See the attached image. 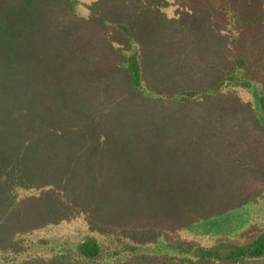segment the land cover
<instances>
[{"label": "trees", "instance_id": "16d2710c", "mask_svg": "<svg viewBox=\"0 0 264 264\" xmlns=\"http://www.w3.org/2000/svg\"><path fill=\"white\" fill-rule=\"evenodd\" d=\"M201 1L207 4L199 1L208 10V37L215 40L211 41L206 51H194L193 46L200 41L197 36H201V33H192L187 29L188 25L178 26V22L183 20L179 18L180 11H171L175 16L164 18V15L171 14L162 7L165 0L147 2V6L160 7L158 16H152L149 9L145 10L146 18L156 21L150 20L149 27L155 29L153 26L156 25L162 31V40L166 41L157 46H154V39H145L152 31L140 29L138 21L130 20L129 10L124 6L120 8L119 3L112 9L109 18L110 23H115L105 33L108 41L94 48L103 56L94 57L96 66H92L90 59L83 64H79V59L70 62L71 76L61 63L57 64L61 61L60 53L53 56L57 62L47 64L46 35L49 27L46 19L35 17L24 22V16L19 12L18 25H5L7 9H0V210L8 208L2 213L7 212L10 218L11 211L18 208L19 201L38 197L42 192H46L50 200L47 220H35L27 231H19L14 240L1 243L0 264H7L9 260L13 264H264V210L261 218L252 214L249 217L252 220H248L246 227H237L229 219L217 227L208 226L206 220L187 225L184 221L172 222L168 217L145 222L140 213L127 214L135 207L115 210L120 204L118 202L113 210L108 211L112 212L109 215L101 210L103 206H99L97 190L108 179L99 181L100 175L89 160L66 159L76 153L71 152L76 146L95 145L103 159L105 153L108 156L111 147L106 144L122 139L116 141L109 138L107 132L115 129L102 119L101 114L90 109L83 110L86 101L91 96L94 102L95 97L101 98L100 106L107 104L110 96L118 92L114 84L116 74L124 75L126 86L132 92L145 91L144 77L147 72L143 61L148 66L151 58L144 59V51L148 50L150 54L152 48L174 47L182 43L186 51L181 57L178 55L173 63H189V77L201 76L202 82L199 83L206 88L185 90L179 92L178 97L196 99L206 92L203 99L207 98L205 100L209 105L202 109L216 111L214 107H218V103L226 102L225 109H229V114H234L226 115L229 132L240 127L239 137L232 142L230 139L220 140V137L213 141L208 137L207 129L203 133L204 117L201 113V124L198 123L196 129L202 138H196L195 142L202 143L201 148L206 154L210 152L217 163L224 159L238 166V169L243 167L242 180L236 178L234 183L228 182V185L233 183L234 190L239 188L247 192L250 187L264 190V173L258 171V166H264V0H255V3L254 0ZM73 3L67 2L69 11L79 9L80 0ZM74 12L68 17L77 16V11ZM123 13L129 18V24L118 19L122 18ZM168 26L169 29L165 31ZM34 27L36 31L33 32ZM115 37L119 41L117 45ZM157 40L160 42L159 36L154 41ZM222 42L225 46L221 45ZM90 51H73L66 59H76L80 53L90 58ZM106 52L109 57L113 55V62L105 57ZM185 52L186 57L191 52L188 58H184ZM154 60L161 59L157 56ZM86 67L92 68L91 74L98 76L100 81L95 82L90 76L86 78L82 72ZM48 69H56L55 76L47 77ZM82 75L84 81L78 78ZM161 75L164 76V73ZM154 77L150 75L151 80ZM51 81L52 87L57 90L48 91ZM237 87L241 88L238 89L240 93L246 88L249 95L228 96L229 99L220 97L225 93L224 88ZM218 97L215 102L213 99ZM236 101H244L246 110L237 109ZM190 123L189 119L176 121L163 118L160 125L175 129L172 133L179 138V129ZM210 129H215L214 122H211ZM230 133L235 135L234 132ZM203 134L207 136L203 137ZM175 138L172 137V140ZM230 144L233 150L227 154L226 149L230 148ZM209 148L215 149L212 152ZM35 149L40 161L43 157L47 160L45 171L41 165L40 176L30 174L31 165H34L33 170L35 168ZM185 161L190 164L191 159L185 158ZM250 161L258 168L252 167ZM180 168H176V171L182 172L183 168ZM179 172L175 174L181 182L184 177ZM83 177H90L89 183ZM74 179L80 180L78 187L74 186ZM72 186L77 189L76 193L81 194L73 200L65 194ZM84 186L88 189L84 190ZM59 194L61 198H57ZM223 194L229 198L230 191L225 189ZM25 196L30 198L23 199ZM246 206L248 208L249 203ZM48 207L54 211L50 217ZM78 212H85L86 218L83 216L77 222L78 218L75 220L73 217L78 216ZM226 214L223 213V216ZM26 253L28 257L23 256Z\"/></svg>", "mask_w": 264, "mask_h": 264}, {"label": "rangeland", "instance_id": "374dc122", "mask_svg": "<svg viewBox=\"0 0 264 264\" xmlns=\"http://www.w3.org/2000/svg\"><path fill=\"white\" fill-rule=\"evenodd\" d=\"M74 1L0 0V9H7L5 12L6 18H4L5 25H18L19 12L24 16L22 20L24 22H29L35 17L46 19L49 27L46 35L47 64L51 65L54 61L57 62L56 59H53V56L60 53L61 61L57 64L61 63V66L68 70V76H71L69 74L70 69H72L70 62L73 63L79 59V64H83L85 60L90 59L92 66L94 64L96 66L94 57L103 56L102 52L98 54L94 48L99 44H103V41H108L106 38L108 35L105 33L115 23V21L110 23V15L116 4L121 3L120 8L124 6L129 10L130 20L135 19L136 22L138 21L140 29L152 31L146 35L145 39L155 40L156 36L160 37V42L153 40L154 46L163 45L166 42L162 40V31L156 28V25L153 26L155 29L149 27L150 20L154 19H147L145 10L149 9V12L151 10L152 16H158V9L160 10L158 6H154V8L147 6V2H150V0H80L81 5L77 6H80L79 9L76 8V10L72 9L69 11V7L66 4L71 2L73 5ZM126 1L129 3H125ZM199 1L202 2L201 0H165L162 7L168 10V13H171L164 15V18H173L175 15L171 11L178 10L180 11L179 18L183 19L178 22V26L188 25L187 29L192 33H201V36H197V40L200 41L195 43L193 49H195L194 51L204 52L208 49L207 46L212 43L211 41L215 42V40L212 37H208L207 20L209 18L206 17L208 10ZM202 3L207 5L205 2ZM74 11H77V16L68 17V15L74 14ZM121 17L118 18L120 21L130 23L127 15L123 13ZM195 18L202 19L195 22V20L193 21ZM154 22L156 21L154 20ZM108 25L110 26L108 27ZM38 27L41 28L42 26ZM168 29L169 26L165 31ZM13 30L15 31V29ZM32 30L33 32L36 31V27L32 28ZM115 40V45H117L119 41H117L116 37ZM222 44L225 46L224 42ZM121 47L123 48V46ZM88 50H91L90 58L80 53L76 59H66L73 51L87 52ZM184 51L186 49L183 48L182 43H177V46L174 47L152 48V53H150L152 55L148 53V50L144 51V59L150 57L151 61L148 62V66L152 65V67H148L143 61V65L146 68L144 69L147 72L144 77L146 90L143 92H132L126 86L124 75L116 74L114 76V84L118 92L115 93V96H110L111 100L107 104L100 106L101 98L95 97L94 102V99L90 96L86 101L89 103L90 108L86 103V106H83V110L90 109L96 114H101L102 119L115 129L113 132H107L109 138L116 141L122 139V141L106 144V146L111 147V152H108V156H105V153V160L101 156L102 154L97 151V146L95 145H92V147L76 146L71 150V152L76 153L66 159L89 160L95 166L94 169L97 174L100 175L98 180L102 179L104 181L108 179L102 188L98 187L97 190L100 197L99 206H103L101 210L110 213L109 215L112 212L108 211L113 210L118 202L120 204L116 206L115 210L120 207H135L127 214L140 213V217L145 222H152L155 219L163 220L168 217L172 222L184 221L187 225L206 220L208 226L217 227L229 219L237 227H246L248 220H252L249 218L252 214L259 218L263 216L264 190L260 191L251 187L247 190L245 189L247 192H242L244 189L241 191L239 188L234 190L233 183L236 178L238 181L242 180V172L245 171L243 167L238 169V166L235 167V164L227 163L224 159L217 163L210 152L207 154L204 152V148H201L202 143L195 142L196 138H202V135L196 129V125L198 123L201 124V117L199 116L201 113L204 117L202 124L203 133L207 129L209 132L208 137L213 141L220 137V140L230 139L232 142V140L239 137L238 130L240 127L235 131L230 130L235 135L229 132V126L225 120L227 118L226 115L234 114H229V109H225L226 102L218 103V107H214L216 111L202 109V107L209 105L205 100L207 98L203 99L206 96V92L196 99L187 96L178 97V93L185 90H204L206 88L199 83L202 82L201 76L189 77V63H184L183 65L181 63H173L178 55L181 57L184 54ZM189 55L186 57L185 52L184 58H188ZM112 56L111 54L109 57L107 52L105 54V57L110 58L111 61L113 59ZM157 56L161 60H154ZM106 63H109V61H106ZM90 70L92 68L87 69L86 67V70L82 71L86 74V78L90 76L95 82L96 80L100 81L98 80L100 78L94 74L92 75ZM112 71L114 72V67ZM55 73L56 69H48L47 77H53ZM163 73L164 76L161 75ZM149 74H153L155 77L151 80ZM169 75L173 76L167 78L166 76ZM78 78L80 81L82 79L84 81L83 75ZM47 88L48 91L55 88L52 87V81ZM238 89L241 88H224L223 91L225 93L220 97L229 99L228 96H240L243 94L245 97L249 95L246 92V88L242 89L243 93H240ZM55 90L57 89L55 88ZM85 95L87 94L85 93ZM124 95L128 97L126 98ZM48 96L49 98L51 97L50 94ZM220 97L213 100L217 102ZM59 104L56 105L58 111L61 110H59ZM235 105H237V109L242 111L247 108L244 101H236ZM200 108L202 110H199ZM163 118L176 121L189 119L191 123L185 128H180L178 132L179 138H175L172 133L175 129L165 128L164 125H160ZM211 122H214L215 129H210ZM204 136L206 137L207 134H203ZM164 137L167 139L164 140ZM172 137L175 139L172 140ZM225 142H228V140ZM213 149L215 148H209V151L213 152ZM232 150L233 148L230 144V148L226 149V153L229 154ZM177 153H182L184 156ZM34 155L35 168L33 170L34 165H31L30 174L40 176L41 165L43 170L47 168V160L43 157L40 161L39 153L36 149L33 152V157ZM220 157L222 156L220 155ZM185 158L191 159L190 164L185 161ZM182 162L186 163L183 164ZM251 165L252 167H257L253 162H251ZM71 166H74L73 163H71ZM180 166L183 171H176V168L181 169ZM186 167H189L190 170L185 169ZM258 167V171L264 173V166ZM175 172H179L178 174L182 175L184 180L180 182L179 176L176 177ZM45 175L47 177V173ZM96 178L94 179L96 180ZM83 179L89 183L91 178L83 177ZM73 181H75L74 186L78 187L80 180L74 179ZM133 181L136 184L134 183L133 185ZM229 181H233L232 184H229L230 187L228 185ZM85 186L83 189L87 190L88 188ZM225 189L230 191L229 198L223 194ZM76 190L72 186V189H69L68 193L66 192L65 194L72 200L77 199V196L80 197L81 194L76 193ZM37 196L31 197L32 199L25 196L23 199L27 198L29 200L19 201L18 208L11 211L12 217L10 218L7 216V212L2 213L8 208L0 210V245L4 241L8 243L14 240L19 231L22 233L27 231L35 220H38L35 222L47 220V206H49L50 200L47 199L46 192H42ZM61 197V194H59L57 198ZM83 203L87 204L88 202ZM246 203H249L248 208ZM48 208L50 217L54 211L51 210V207ZM223 213L228 215L223 216ZM83 216L86 218L85 212H78V216L74 215L73 219L76 220L78 218V222ZM5 218L9 219L5 220ZM206 222L204 224L207 225ZM23 256L28 257V253ZM6 263L13 264V261L9 260ZM27 264L33 263L27 262Z\"/></svg>", "mask_w": 264, "mask_h": 264}]
</instances>
